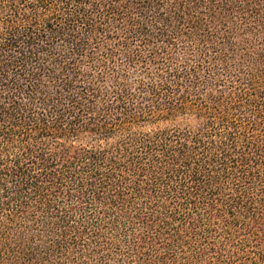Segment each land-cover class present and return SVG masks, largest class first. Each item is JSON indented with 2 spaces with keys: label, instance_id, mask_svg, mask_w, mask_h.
<instances>
[{
  "label": "trees",
  "instance_id": "obj_1",
  "mask_svg": "<svg viewBox=\"0 0 264 264\" xmlns=\"http://www.w3.org/2000/svg\"><path fill=\"white\" fill-rule=\"evenodd\" d=\"M0 264H264V0H0Z\"/></svg>",
  "mask_w": 264,
  "mask_h": 264
}]
</instances>
